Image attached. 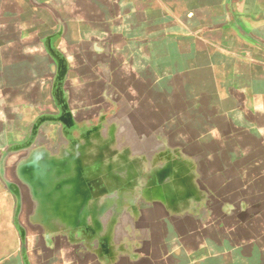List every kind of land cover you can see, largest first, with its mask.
I'll return each mask as SVG.
<instances>
[{"label": "rangeland", "instance_id": "obj_1", "mask_svg": "<svg viewBox=\"0 0 264 264\" xmlns=\"http://www.w3.org/2000/svg\"><path fill=\"white\" fill-rule=\"evenodd\" d=\"M3 7L0 0V182L14 200H0V228L59 232L95 257L137 264H178L199 229L214 252L209 264H229L231 249L236 264L264 263L262 70H242L224 54L191 58L179 47L187 32L176 18L164 31L177 43L156 37V60L140 64L135 78L114 75L113 60L120 70L127 60H115L113 44L87 45L77 30L37 51L26 45L21 58L3 37ZM152 31L162 33V24ZM208 63L221 101L207 94L199 109L195 91L208 88ZM90 70L107 85L86 88L74 77ZM149 71L157 77L148 87ZM229 87L237 103L223 100ZM11 105L29 120L27 135L9 123Z\"/></svg>", "mask_w": 264, "mask_h": 264}, {"label": "crops", "instance_id": "obj_2", "mask_svg": "<svg viewBox=\"0 0 264 264\" xmlns=\"http://www.w3.org/2000/svg\"><path fill=\"white\" fill-rule=\"evenodd\" d=\"M2 1L4 6L3 28L8 32V36L3 35V37L5 39L9 38L8 44L16 48L13 55L21 58L27 54L24 49L26 45L31 46L30 50L37 51L45 42V44L54 43V38H62L64 34L61 35V33L64 30H77L78 39L84 41L83 43L87 45L99 43L100 46L102 45L105 48L107 47L106 42L109 45L113 44V51L117 55V57H114L115 60L121 62L127 60V63L123 65L125 71L123 67L122 70L117 68L119 63L115 64L116 62L113 60L114 75H131L132 78H135L137 77L135 71L139 69L140 64L156 60V37L168 47L177 43L164 30L172 25L171 22L176 23L178 21L180 28L185 29L187 32L184 42H181L179 47L191 58H204L206 53L210 55L224 54L242 70H250L255 67L254 69L259 68L264 73V0ZM175 18L176 22L173 20ZM157 21L162 24L163 32L156 35L152 31L150 34V29L154 30ZM47 30L56 31L49 33ZM23 32H28L29 37H22ZM141 32L142 35H140ZM47 37L48 39L45 41ZM206 66L212 75L206 83L208 88H205V86L203 88L202 81L200 86L202 85L203 90L198 88L199 90L195 91L197 101H199L196 103V107L199 109L207 107L208 102L205 101L204 96L212 94V98L217 103L221 94L214 65L208 63ZM120 71H123V73ZM185 71L181 76H187L190 73L188 65L185 66ZM89 72L92 75L84 71L79 72L74 77L77 81L83 80L82 86L86 88L100 82L107 85L106 80H101L100 75L93 74L91 70ZM111 75L109 71L107 74L106 72L105 75L103 74L106 77L105 79H108ZM91 76L93 80L97 79V81L88 83L87 78ZM178 76L180 75H176V77ZM146 77L148 87L150 83L155 85L157 77L155 73L151 71L150 74L149 71ZM243 82H245V79L242 77L240 83ZM236 85L238 83L235 81L233 86ZM228 92L231 95L226 99L222 98L230 103L234 101L233 94L237 92V88L229 87ZM0 93V101L2 102L5 93L4 91ZM188 93L192 94L191 98L194 99L193 93ZM189 97L187 95V99ZM201 101L204 105L202 107L199 104ZM235 102L237 103V101L233 103ZM187 103L194 102L188 101ZM238 103L242 104V102ZM6 106L7 104L0 106L1 110L7 108ZM10 108L13 120H10L9 123H17L19 133L27 135L29 120H27V117L19 119L17 109L12 105ZM0 200H14L1 182ZM201 233L203 231L199 229L194 232L193 239L196 243L192 247L190 245L183 247L182 260L178 264H209L208 260L213 259L211 255L214 252L204 246ZM262 239L264 240V234L258 241L264 257ZM240 243L239 246L244 247H251L252 244L250 241ZM230 245L237 248L236 241L235 243L230 241ZM236 251L237 249H231L227 253L229 264H236L234 260ZM165 253H167L166 250ZM207 253H209V256H206L207 259H205L202 254ZM200 255H202V259L196 260ZM131 259H134L133 256H131ZM147 261L146 264H153L148 259ZM0 264H137V262H117L108 255L95 257L89 247H81L59 232L39 229L25 233L13 226L0 228ZM261 264L264 263L261 262Z\"/></svg>", "mask_w": 264, "mask_h": 264}, {"label": "water", "instance_id": "obj_3", "mask_svg": "<svg viewBox=\"0 0 264 264\" xmlns=\"http://www.w3.org/2000/svg\"><path fill=\"white\" fill-rule=\"evenodd\" d=\"M173 139H174V138H173ZM178 143H179V142H178ZM181 148H182V145H179V146H178V149L180 150Z\"/></svg>", "mask_w": 264, "mask_h": 264}]
</instances>
